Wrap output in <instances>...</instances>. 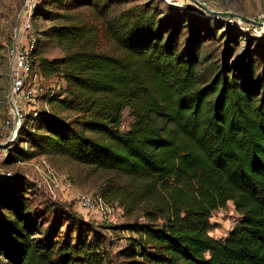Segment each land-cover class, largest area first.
I'll list each match as a JSON object with an SVG mask.
<instances>
[{"label": "trees", "instance_id": "16d2710c", "mask_svg": "<svg viewBox=\"0 0 264 264\" xmlns=\"http://www.w3.org/2000/svg\"><path fill=\"white\" fill-rule=\"evenodd\" d=\"M105 12L98 23L46 30L67 51L38 59L44 79L64 82L45 97L70 115L26 114L8 155L110 171L104 202L145 220L123 225L129 235L116 255L124 264H264V79L245 53L229 65L228 44L220 66L207 62L191 25L181 47L165 15ZM125 108L131 121L121 129ZM21 179L0 178V264H108L88 223L32 207ZM228 201L239 220L214 238L211 213Z\"/></svg>", "mask_w": 264, "mask_h": 264}, {"label": "rangeland", "instance_id": "374dc122", "mask_svg": "<svg viewBox=\"0 0 264 264\" xmlns=\"http://www.w3.org/2000/svg\"><path fill=\"white\" fill-rule=\"evenodd\" d=\"M199 1L213 10L233 11L264 22V0ZM92 2L91 4L90 0H63V3L59 4V0H49V5L43 8L41 0H0V178L22 177L19 186L24 190L23 194L32 207L50 215L64 210L88 223L89 228L96 232L94 238L108 254V264H124L122 258L116 255L126 244V237L129 235L123 225L133 221H145L142 213L135 211L128 214L117 203L108 204L104 212L100 208L88 210L78 200L83 194L91 195L93 198L100 196L104 182L113 176L110 171L94 170L54 155L35 153L32 158L26 159L20 158L21 155L16 152L8 155L7 150L4 156L3 142L9 130L6 126V120L9 118L8 65L13 43L14 45L18 43L21 34H24V39L34 38L36 41L32 55L33 82L43 90L38 96L37 108L40 110L44 109L42 99L45 95L59 92L62 85L59 83L61 78L54 76L44 79L41 76L38 59L60 57L67 51L66 45L44 35L52 25L77 21L98 23L104 19L102 12L106 11V15H116L138 6L140 9L156 12L158 18L164 15L169 17L179 30L181 47H185V41L189 36L188 26L191 25L193 37L197 38L196 44L208 59L207 62H214V65L220 66L223 62L225 44L230 45L231 50L227 57L229 65L237 55L245 53L261 79H264V27L238 19L209 15L191 0H92ZM105 5L108 6L107 10H103ZM35 6H40V12L33 18ZM172 7L179 8V11L173 10ZM27 22L30 25L28 29L25 27ZM102 46L110 48L107 43H103ZM48 107L61 115H70L67 111H61L55 102L47 104ZM23 112H27L25 108ZM130 121L129 110L125 108L122 113L121 129H126ZM22 147L24 150L29 148L25 145ZM8 171L9 175L6 173ZM238 220L239 213L233 203L228 201L224 207L211 213L210 221L213 226L209 230V235L214 238L224 237ZM65 228L66 225L62 226L61 230Z\"/></svg>", "mask_w": 264, "mask_h": 264}, {"label": "built area", "instance_id": "2783aa9c", "mask_svg": "<svg viewBox=\"0 0 264 264\" xmlns=\"http://www.w3.org/2000/svg\"><path fill=\"white\" fill-rule=\"evenodd\" d=\"M29 26L27 22V24H25L26 29H28ZM35 43L36 41L34 38L24 39V34H21L18 43H15L10 52L7 103L10 101L11 105L8 103L9 118L6 120V126L9 130L3 142L4 156L6 155L7 147L16 140L24 116L28 113L35 116L41 111H49V107L47 108V104L49 103L46 97L42 99L44 101V109L39 110L37 108L38 96L43 93V90L41 86L33 82L32 55L35 49ZM24 108L27 111L26 113L23 112ZM6 173L8 175L10 174L9 171ZM78 200L79 203L88 210L100 208L101 211L104 212L108 205V203L104 202L101 195L93 198L91 195L83 194Z\"/></svg>", "mask_w": 264, "mask_h": 264}, {"label": "water", "instance_id": "95a60500", "mask_svg": "<svg viewBox=\"0 0 264 264\" xmlns=\"http://www.w3.org/2000/svg\"><path fill=\"white\" fill-rule=\"evenodd\" d=\"M191 1L196 3L203 12H205L209 15H214V16H217L220 18L238 19V20H241V21L246 22V23H251V24H254L257 26H263L264 27V22H262V21H258V20H254V19L245 17V16L238 14L236 12H233V11L213 10V9H210L207 6H205V4L201 3L199 0H191ZM12 47H14V43H13ZM8 103H9V105H11L10 101H8Z\"/></svg>", "mask_w": 264, "mask_h": 264}, {"label": "crops", "instance_id": "0c3cea01", "mask_svg": "<svg viewBox=\"0 0 264 264\" xmlns=\"http://www.w3.org/2000/svg\"><path fill=\"white\" fill-rule=\"evenodd\" d=\"M59 83H61V85H63L64 84V82H63V80L61 79V80H59Z\"/></svg>", "mask_w": 264, "mask_h": 264}]
</instances>
